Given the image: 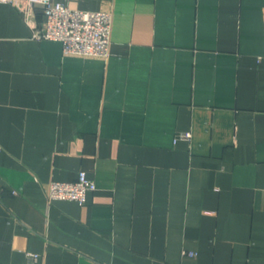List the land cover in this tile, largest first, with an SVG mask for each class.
Segmentation results:
<instances>
[{"label":"crops","instance_id":"crops-1","mask_svg":"<svg viewBox=\"0 0 264 264\" xmlns=\"http://www.w3.org/2000/svg\"><path fill=\"white\" fill-rule=\"evenodd\" d=\"M57 1L110 11V51L0 1V264H264V0Z\"/></svg>","mask_w":264,"mask_h":264},{"label":"built area","instance_id":"built-area-1","mask_svg":"<svg viewBox=\"0 0 264 264\" xmlns=\"http://www.w3.org/2000/svg\"><path fill=\"white\" fill-rule=\"evenodd\" d=\"M9 2L19 8L26 21L33 27L34 37L38 39L60 40L65 54L106 58L109 55L112 30V14L108 10H82L71 8L57 0H0ZM43 8L45 16L42 24L35 20L34 7ZM180 138L188 139L191 132H182ZM97 185L80 171L74 181L53 180L48 186V198L52 200H74L84 204L89 191L96 190ZM14 193H17L15 190ZM193 255V252H190ZM35 259V253H28ZM94 264H106L95 261Z\"/></svg>","mask_w":264,"mask_h":264}]
</instances>
